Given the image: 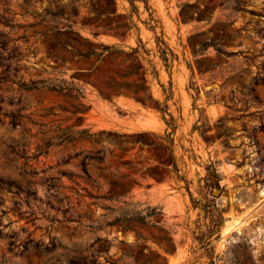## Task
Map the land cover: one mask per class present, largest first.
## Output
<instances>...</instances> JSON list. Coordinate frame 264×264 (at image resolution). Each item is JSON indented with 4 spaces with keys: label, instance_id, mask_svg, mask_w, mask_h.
I'll return each mask as SVG.
<instances>
[{
    "label": "rangeland",
    "instance_id": "rangeland-1",
    "mask_svg": "<svg viewBox=\"0 0 264 264\" xmlns=\"http://www.w3.org/2000/svg\"><path fill=\"white\" fill-rule=\"evenodd\" d=\"M0 264H264V0H0Z\"/></svg>",
    "mask_w": 264,
    "mask_h": 264
},
{
    "label": "trees",
    "instance_id": "trees-1",
    "mask_svg": "<svg viewBox=\"0 0 264 264\" xmlns=\"http://www.w3.org/2000/svg\"><path fill=\"white\" fill-rule=\"evenodd\" d=\"M68 27V28H71L72 27V23H69V24H67V25H59V24H57L56 26H54V27H52L51 29H53V30H56V31H60V30H63V28H65V27ZM41 81H39V80H33V81H31L30 83L29 82H26V81H24V82H22V85L25 87V88H33V87H37L38 85H40L41 83H40ZM50 87H52V88H63V86H60V85H58V84H48ZM107 96H109V94H106Z\"/></svg>",
    "mask_w": 264,
    "mask_h": 264
},
{
    "label": "crops",
    "instance_id": "crops-1",
    "mask_svg": "<svg viewBox=\"0 0 264 264\" xmlns=\"http://www.w3.org/2000/svg\"><path fill=\"white\" fill-rule=\"evenodd\" d=\"M148 123H147V120L146 119H141V121H139V123H138V129L139 128H141V129H143V128H147L148 127V125H147Z\"/></svg>",
    "mask_w": 264,
    "mask_h": 264
},
{
    "label": "bare ground",
    "instance_id": "bare-ground-1",
    "mask_svg": "<svg viewBox=\"0 0 264 264\" xmlns=\"http://www.w3.org/2000/svg\"><path fill=\"white\" fill-rule=\"evenodd\" d=\"M240 222V220L239 219H237V220H234V221H230L229 222V224H228V229L230 228H233L234 226H236L238 223Z\"/></svg>",
    "mask_w": 264,
    "mask_h": 264
}]
</instances>
